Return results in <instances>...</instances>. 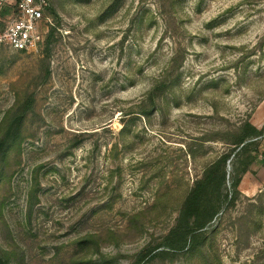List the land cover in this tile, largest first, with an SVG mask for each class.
<instances>
[{"label": "rangeland", "instance_id": "obj_1", "mask_svg": "<svg viewBox=\"0 0 264 264\" xmlns=\"http://www.w3.org/2000/svg\"><path fill=\"white\" fill-rule=\"evenodd\" d=\"M49 3L36 50L0 45V139L21 116L0 156V260L264 264L261 157L237 163L202 246L155 254L225 130L248 117L264 152V0Z\"/></svg>", "mask_w": 264, "mask_h": 264}, {"label": "trees", "instance_id": "obj_2", "mask_svg": "<svg viewBox=\"0 0 264 264\" xmlns=\"http://www.w3.org/2000/svg\"><path fill=\"white\" fill-rule=\"evenodd\" d=\"M8 8H4L1 14H5ZM155 84L149 94L155 93ZM21 116L11 119L4 134L0 139V156L5 152V145L16 135L15 131ZM230 137L219 139L226 145V149L213 159L207 161L190 188L187 190L175 218V222L167 235L162 246L155 249V254H168L184 249L186 245L192 249L202 246L203 241L199 238L203 235L202 229L214 218L223 205L229 200L227 206L234 203V196L238 193L239 178L236 176V165L245 156L254 162L257 158H262L264 164V152L256 153L261 143L262 131L258 129L247 117L234 124L230 129L225 130ZM213 140V139H209ZM255 152V153H254ZM233 156L231 162V192L226 193V174L228 160ZM229 162V163H230ZM249 162V163H250ZM244 172L248 168V162L244 161ZM233 193V198L231 194ZM0 264H7L0 260Z\"/></svg>", "mask_w": 264, "mask_h": 264}, {"label": "built area", "instance_id": "obj_3", "mask_svg": "<svg viewBox=\"0 0 264 264\" xmlns=\"http://www.w3.org/2000/svg\"><path fill=\"white\" fill-rule=\"evenodd\" d=\"M49 7V0H0V13L10 8L14 14L2 23L0 45L16 51L36 50L43 42V22Z\"/></svg>", "mask_w": 264, "mask_h": 264}, {"label": "water", "instance_id": "obj_4", "mask_svg": "<svg viewBox=\"0 0 264 264\" xmlns=\"http://www.w3.org/2000/svg\"><path fill=\"white\" fill-rule=\"evenodd\" d=\"M230 162V159L228 160V162L227 163H229ZM228 167H229V165H228Z\"/></svg>", "mask_w": 264, "mask_h": 264}]
</instances>
